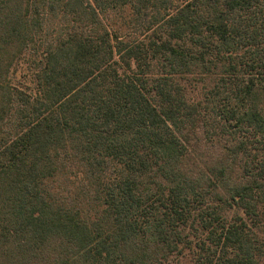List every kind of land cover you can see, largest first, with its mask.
Returning <instances> with one entry per match:
<instances>
[{
	"label": "trees",
	"instance_id": "1",
	"mask_svg": "<svg viewBox=\"0 0 264 264\" xmlns=\"http://www.w3.org/2000/svg\"><path fill=\"white\" fill-rule=\"evenodd\" d=\"M0 264H264V0H0Z\"/></svg>",
	"mask_w": 264,
	"mask_h": 264
}]
</instances>
